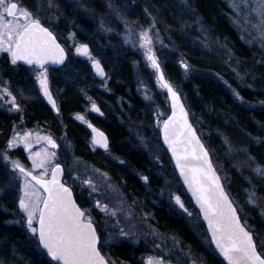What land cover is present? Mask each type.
Here are the masks:
<instances>
[{
  "label": "trees",
  "instance_id": "1",
  "mask_svg": "<svg viewBox=\"0 0 264 264\" xmlns=\"http://www.w3.org/2000/svg\"><path fill=\"white\" fill-rule=\"evenodd\" d=\"M19 3L36 11L37 4L43 0H19ZM38 15L69 50V57L64 66L52 68V83L58 95V118L41 98H24L27 124L51 125L58 134L63 132L76 157L108 173L139 210L150 212V221L156 228L176 235L182 246L205 258V246L195 238L189 225L164 204V199L161 202L158 198L166 177L174 175L175 170L172 163L171 170L167 166L171 160L154 122V117L162 121L166 114L153 113L138 92L133 66L136 58L125 46L117 50L108 46L107 56L99 57L108 81L102 90L99 86L104 80L98 79L89 60L75 54L70 46L86 42L97 55V46L106 42L102 35L95 33L97 28L109 26L118 34L117 37L111 35V41L121 44L117 23L122 19L135 21L139 26L154 23L165 45L159 53L164 74L182 96L191 121L209 149L242 220L252 225L260 246V240H264V220L256 209L243 207L246 199L243 190L249 189V185L238 172L240 163L230 154L231 147L230 151L227 147H242L248 157L264 166V62L259 64L257 57L262 58L264 53L241 39L232 23L228 4L223 0H51V6L43 8ZM214 40L223 47L219 49ZM205 41L207 45H203ZM185 63L189 65L187 70L183 67ZM0 75L8 76L16 88L35 87L29 68H11L2 60ZM235 92H239L243 100ZM89 96L100 105L103 116L86 109ZM77 114H85L107 132L108 151L94 146L90 130ZM19 117L20 114L13 116L0 109V188L4 186L1 153L8 148L14 119ZM140 129L146 131L144 135L147 136L153 132L154 138L162 144L167 158L161 156V164L133 136ZM15 155L26 163L21 154ZM142 176H147L148 181L141 179ZM64 179L73 188L80 206L85 210L90 208V196H81L73 181L68 176ZM175 179L179 181L177 176ZM181 188L189 207L196 209L182 185ZM257 188L262 190V187ZM13 204L0 195V264H55L40 249L36 236L30 238L24 227L14 223L11 218ZM94 221L103 244L99 222ZM139 244L119 240L103 244L101 251L110 260L135 263L144 246Z\"/></svg>",
  "mask_w": 264,
  "mask_h": 264
},
{
  "label": "snow or ice",
  "instance_id": "2",
  "mask_svg": "<svg viewBox=\"0 0 264 264\" xmlns=\"http://www.w3.org/2000/svg\"><path fill=\"white\" fill-rule=\"evenodd\" d=\"M50 6L51 0H43V3L37 4L36 11H31L22 6L19 0H0V51L10 54L12 64L22 60L43 69L36 77L40 90L58 112L56 101L49 90L47 69L44 66L49 61L63 63L65 52L38 15L39 11ZM232 7L237 12L243 8L245 10L244 21L256 28L260 36L264 38V0H240L239 3L233 0ZM253 13H255V24H252ZM233 19L237 23L240 22L236 17ZM153 28L154 23L147 28H142L137 33L136 39L139 46L145 49L151 66L159 73L161 86L170 93L172 114L162 121L164 143L167 144L175 158L180 175L191 190L207 221L211 241L228 264H264V240L261 241L258 251L253 232L241 222L237 208L225 192L220 177L216 175L208 149L200 142L196 130L189 123L188 112L181 103L178 92L165 79L161 65L153 51ZM128 36L131 39V30ZM76 51L90 56L87 44L80 45ZM92 60L97 71L103 75L100 62L95 58ZM183 67L187 70L189 65L185 63ZM234 94L243 100L239 92ZM2 97H11L12 107L17 110L20 108L16 96L12 94L7 83L0 85V98ZM5 103L9 101L5 99ZM93 108H96L95 104ZM96 111L99 109L96 108ZM79 118L83 119V117ZM93 131L97 133L94 143L107 150V138L98 129H93ZM29 136L31 133H25L23 136L17 134L8 141L7 147L11 148L23 143L26 148L30 149ZM43 139L53 149L59 147L51 136L43 137ZM141 142L144 143L143 139ZM29 158L32 161L31 168L25 167L18 160H11L7 152L3 154V159L9 161L13 172L19 173V177L14 176L13 178H22L23 195L19 198L18 206L24 214L23 218L26 220L28 229L34 235L38 234V245L46 249L47 254L53 260L62 261V264H114L101 253V246L107 241L102 244L90 212L82 210L76 204L71 188L61 182L60 177L64 174V169L61 164L54 163L56 153L45 149L32 152ZM74 164L82 165L84 162L79 157H75ZM49 168L52 170L51 179H45ZM33 169L43 171L39 175H34ZM69 169V174H71V165ZM85 171L87 172V166H85ZM98 171L93 169L94 173ZM255 171L264 176V169L256 168ZM99 174L103 177V183L107 184L113 193L120 197L123 196L119 187L109 182L111 178L106 173L100 172ZM75 179L80 180V177L77 176ZM141 179L148 181L147 176H142ZM80 183L90 189L89 195L99 192L101 187L91 176L80 180ZM254 196L255 193L249 196V201L252 203H255ZM175 200L185 212H188L179 196H175ZM124 203L125 201L120 198L117 201L118 206L110 207L107 202L94 198L95 207L111 217H115L118 212H125L127 216L131 215L130 209L126 210L123 207ZM34 221L38 222V228L34 226ZM120 235L127 236L128 233L121 228ZM173 242L177 243L175 238ZM147 264H168V262L163 256H150L147 258Z\"/></svg>",
  "mask_w": 264,
  "mask_h": 264
},
{
  "label": "rangeland",
  "instance_id": "3",
  "mask_svg": "<svg viewBox=\"0 0 264 264\" xmlns=\"http://www.w3.org/2000/svg\"><path fill=\"white\" fill-rule=\"evenodd\" d=\"M225 1L230 9V15L231 20L234 26L237 28L241 39L248 42L249 47L256 49V50H262L264 53V38L260 36V33L258 30L254 27H252L251 24H248L244 21V9L240 12H237L233 7V0H223ZM237 3L240 2V0H236ZM111 12V8H110ZM252 24L256 23V20L254 19L255 13L252 14ZM233 17H236L239 19V23L236 22V20L233 19ZM127 19H122L117 24L120 26L121 35L118 36V38L121 41V44H118L116 42L111 41V35H114L113 37H117L114 34L113 30L106 26L102 29L97 28L95 33H99V35H102L101 37L106 40V42L100 43L96 48L97 55L93 52L90 45L86 42H77V43H71V49L74 51L75 54H78L81 56L80 52H77L76 49L82 44H88L89 46V55H82V57H86L91 65L93 66V60L92 58H95L99 61V57L103 55L104 57L107 56L108 52V46H110L112 49H119L125 46L128 49V52L130 55H133L136 59L133 62V66L135 68L136 72V82H137V89L140 95L143 97L145 102L149 104L154 112H157L160 116H163L164 114H168L170 110V102L168 99V96L166 92L163 90V88L160 86V82L157 78V72L154 70V68L151 66L150 61L147 59V54L144 48H141L139 46V42L137 41V33L142 28H147L151 23H145L142 25H137L135 21H126ZM121 24V25H119ZM129 30L132 32V37L129 39L128 33ZM158 35V39H157ZM153 36V51L160 63L162 65L160 54L161 51L164 50L165 45L163 42V39L160 37L159 32L155 29V26L152 31ZM161 41L163 43H161ZM208 44L207 41L204 42L203 45ZM214 43L218 46V48H222L218 41L214 40ZM213 43V44H214ZM215 44L213 46H215ZM259 45H263L260 47ZM208 48V47H207ZM10 55L9 53L5 51H0L1 55ZM256 54V53H255ZM259 59V64H261V61L264 62V56ZM47 69V76L49 75V69ZM39 73L38 70H33L32 74L34 77H37V74ZM107 78L104 79L103 84L99 86V88L104 90V88L107 86ZM4 83H7L5 80L0 79V85H3ZM8 84V83H7ZM9 86V85H8ZM10 87V86H9ZM10 89V88H9ZM57 92V91H56ZM5 99L9 101V103H5ZM11 97H2L0 98V108H8L9 110H13V107L10 103ZM87 105L86 109L89 111L92 104L95 103V100L92 97L87 98ZM19 101L17 100V103ZM19 104V103H18ZM166 111V112H165ZM83 117L81 119L84 121L85 115L84 114H78L77 118ZM161 120H158L156 117H154V122L156 124ZM158 130L160 131V127L158 125ZM48 130L42 128V127H36L35 129H28L25 127H22V125H18L14 131V133H18L19 136H23L25 133L31 132V136L28 137V140L31 144V146L39 141H42V137L49 136ZM138 134L133 133V136L138 138L140 145L144 149H148L151 154H153V159L156 162H160V157H165L163 154V147L162 144L157 141L156 138L153 136V132H150L147 135H144L146 131H140L137 132ZM152 133V136H150ZM16 136L13 134L12 138ZM11 138V139H12ZM55 141L58 143L59 147L58 149H53L51 147H48L45 142L42 143L39 147H31L28 152H25L26 147L23 143L16 144L14 147L7 148L1 153V160L4 163V172L2 173L4 176V186L0 188V195L7 197L10 201L14 202V211L11 213V218L14 221L16 225H21L25 229L29 231L28 235L30 238L34 235L27 227L26 220L23 218L24 214L19 209L18 202L20 196L23 195V181L22 178H16L13 177H19L18 172H13V170L10 167L9 161H5L3 159V154L7 152L11 160H18L20 163L24 164L19 158L16 157V153H21L24 158L27 160V168H31L32 161L29 158L30 154L32 152H40L42 150H48V151H54L56 153V158L54 163H59L64 168L65 176H68L72 181L73 185L77 188V191L80 193L81 196L84 197V195L90 196V201L92 203V206L86 210L90 212L93 221L97 220L99 222V230L103 236V242L107 241L106 245H109L115 241L119 240H129L130 242L134 244L142 243L144 246L149 249V252L144 254L143 261L145 264H147V258L152 256H163L165 260L168 262L170 260L174 261H180L183 264H199L196 258L194 257V254L190 251L189 248H186L182 246L181 240L173 234L164 233L162 231H158L156 229V226L153 225V223L150 221V212L146 211L145 209L139 210V208L136 207V204L134 201L129 200L126 195L123 193V196L120 197L118 194L113 193L108 187L107 184L103 183V177L100 176V172L106 173L105 171H102L98 169L97 167L93 166L92 164L86 162L83 160L84 164L77 165L74 164V158L76 157L72 145L67 140L63 132L61 134H58L57 136H53ZM143 139L144 143L141 142ZM155 139V140H154ZM149 140V144H148ZM264 141V138L262 139ZM145 144H147V147H145ZM164 146V145H163ZM231 147V148H230ZM165 148V147H164ZM228 151H230V154L234 155V158H236L239 163L240 167L237 168L238 172L243 174V177L248 182L246 185H249L248 188H244V193L246 195L245 203L243 204V207L247 208L248 210L256 209L259 217H261L264 220V176L259 175L255 169L256 168H262L264 169V166L261 163L256 162L253 158L251 159L248 157V153L245 149L242 147L236 145H229ZM230 148V149H229ZM224 153L226 155L228 152L225 150ZM155 154V155H154ZM169 155V154H168ZM167 158V157H165ZM81 159V158H80ZM171 161L169 162L170 165H167L168 168L171 170ZM72 166L71 174H69V166ZM85 166H87V172L85 171ZM54 167V164H53ZM93 169L99 170L98 172H93ZM175 170V169H174ZM42 169H33V172H36L39 174ZM51 173V168H49L48 173L45 177H48ZM108 177L110 175L106 173ZM161 175V174H160ZM79 176L80 180L85 179L87 176H91L92 179L101 185L99 192L93 193L92 195H89L90 189L85 185L82 186L80 183V180H76L75 177ZM175 176L178 177L176 171L175 174L172 176L166 177L164 181V186L161 189V193L158 195L159 200L164 199L165 205L169 207L177 217H179L183 222L187 223L190 227V230L192 231L193 235L197 240L202 243L203 246H206L209 244V237L207 235V231L205 226L202 224V220L200 217V213L197 209H192L189 207L188 201L186 200V197L183 195V190L181 188L182 183L180 180H176ZM111 178V177H110ZM258 181V182H257ZM110 183L116 185L115 182L112 181V178L109 181ZM257 182V184H256ZM262 184V186H260ZM117 186V185H116ZM183 186V185H182ZM257 187H262V190H258ZM184 188V187H183ZM120 189V188H119ZM121 190V189H120ZM185 191V189H184ZM186 192V191H185ZM101 193H103V196H101ZM255 193L254 200L255 203H252L249 201V196ZM188 195V194H187ZM175 196H179L181 198V201L184 204V207L188 209V212H185L179 204H177L175 200ZM94 198L95 199H101L102 202H107L110 207L112 206H118L117 201L118 199L122 198L125 203L123 207L126 210L131 211V215L127 216L125 212H118L115 217L107 216L102 212L99 208L95 207L94 205ZM245 204V205H244ZM195 207V206H194ZM260 211V212H259ZM191 213V215H189ZM99 218H98V216ZM250 223V222H249ZM37 221H34V226H36ZM123 228L125 232L128 233L127 236L120 235V229ZM250 228H253L250 224ZM173 238L177 241V243L173 242ZM260 240V244H261Z\"/></svg>",
  "mask_w": 264,
  "mask_h": 264
},
{
  "label": "flooded vegetation",
  "instance_id": "4",
  "mask_svg": "<svg viewBox=\"0 0 264 264\" xmlns=\"http://www.w3.org/2000/svg\"><path fill=\"white\" fill-rule=\"evenodd\" d=\"M44 24V23H43ZM45 25V24H44ZM47 26V25H46ZM52 30V29H51ZM53 31V30H52ZM54 34H55V32H53ZM56 35V34H55ZM57 36V35H56ZM58 38V37H57ZM59 39V38H58ZM60 41V40H59ZM61 42V41H60ZM63 44V43H62ZM64 46V45H63ZM260 47H262L263 45H259ZM65 47V46H64ZM66 48V47H65ZM66 50H67V60H68V57H69V50L66 48ZM4 61L5 60V62L8 64V66L9 67H11V68H15V67H18V66H23V67H25V68H29V71H30V75H31V77H32V79H33V83H34V85H35V87H34V89H30V88H26V89H22V88H16L13 84H12V82H11V80H10V78L8 77V76H3V75H0V79L2 78V80H5L7 83H8V85L10 86L9 88H10V91L12 92V94L14 95V96H16V98H17V100L19 101L18 103H19V105H20V108L17 110V109H14L13 108V110H9L8 108H0V109H4L5 110V112L7 113V114H9V115H13V116H18L19 114H20V117H19V119H14L15 120V125H14V127H13V129H12V134H11V138H12V136H13V134L14 135H17L18 133L16 132V133H14V131H15V129H16V127L18 126V125H22V127H25V128H28V129H35L36 127H42V128H44V129H46V130H48L47 132H48V134H49V136H51L52 138H53V136H57L58 135V133L54 130V128H52V127H50V126H48V125H28L27 124V122H26V112H24L25 111V109H24V102H23V99L24 98H32V97H35V100H37V98L39 97V98H41L43 101H44V103L51 109V111L56 115V117L55 118H58V115H59V111L58 112H56L51 106H49V104L46 102V100H45V98H44V95H43V93H42V91L40 90V86H39V83H38V81H37V78L36 77H34L33 76V74H32V71L33 70H38L39 72L40 71H43V69H40V68H38V67H36V66H31V67H29V66H25V65H23V64H21V63H19V62H16L15 64H12V62H11V56L10 55H7V54H4V55H1L0 56V61ZM67 60H66V62H67ZM65 62V63H66ZM65 63L62 65V66H64L65 65ZM61 66V67H62ZM45 68H48L49 69V75L47 76L48 77V85H49V88H50V90H51V93H52V95H53V97L55 98V100H56V102H57V106H58V109H59V105H58V95H57V92L55 91V89H54V86H53V83H52V78H53V71H52V68H55V67H53L52 65H50V64H47V65H45L44 66ZM56 69V68H55ZM17 70V69H16ZM89 97H91V96H89ZM88 98V97H87ZM94 99V98H93ZM95 105H97L99 108H100V110L102 111V115H98V114H96L95 112H94V110H93V104H92V106H91V108H90V112H93L94 114H96V115H98V116H103L104 115V112H103V110L101 109V107H100V105L95 101V103H94ZM24 109V110H23ZM24 113V114H23ZM78 115V114H77ZM85 115V114H84ZM85 118H86V115H85ZM80 121H82L81 119H79ZM82 122H84L85 123V125L87 126V128L89 129V127H88V125H87V123L88 122H91V123H93V121H91L90 119H88V118H86L84 121H82ZM94 125H96L95 123H93ZM158 122H157V120H156V126L158 127ZM96 126H98V125H96ZM98 127H100V126H98ZM100 128H102V127H100ZM103 129V128H102ZM90 130V129H89ZM104 130V129H103ZM28 133H31V132H28ZM90 133H91V130H90ZM91 136H92V133H91ZM109 136V135H108ZM44 137V136H43ZM43 137H42V141H39V142H37V143H35V144H33L31 147L33 148H35V147H39V146H41L42 145V143L43 142H45L46 144H47V146L48 147H50V145L47 143V141L46 140H44L43 139ZM46 137V136H45ZM11 138H10V140H11ZM54 139V138H53ZM110 139V138H109ZM55 140V139H54ZM52 148V147H51ZM58 149V148H57ZM29 151V148H26L25 149V152H28ZM19 154H21V153H19ZM21 156H22V158H24V156L21 154ZM17 158H19L18 156H16ZM19 160H21L22 161V159L21 158H19ZM24 160H25V162L26 163H24V164H22V165H24L25 167H28V163H27V160L24 158ZM23 162V161H22ZM35 175H39V174H37L36 172H33ZM111 177V176H110ZM183 209V208H182ZM85 210V209H84ZM184 210V209H183ZM94 222H96V221H94ZM96 224V223H95ZM36 226H37V224H36ZM97 226V225H96ZM247 226L249 227V229L252 231V228H250V225H248L247 224ZM98 227V226H97ZM158 231H160L158 228H156ZM26 230H27V228H26ZM28 231V230H27ZM98 231V230H97ZM100 231V230H99ZM29 232V231H28ZM253 232V231H252ZM99 234V233H98ZM208 235V234H207ZM253 235H254V239H255V241H256V244H257V248H258V250H260V246L258 245V241L256 240V236H255V233L253 232ZM208 237H209V235H208ZM136 246L137 245H140V244H135ZM142 246V245H141ZM101 250V249H100ZM204 254H205V258H201V257H199L198 255H196V254H194V257L196 258V260L198 261V263L199 264H226L225 262H224V260L221 258V256L218 254V252L214 249V247H213V245H212V243H211V241H210V238H209V244H207L205 247H204ZM102 252V251H101ZM149 252V249H147V247L146 246H143V249L140 251V253H139V255H138V260L137 261H135V263H132L131 261H127V260H119V261H113V260H111V261H113L114 262V264H145L144 263V261H143V256H144V254H146V253H148ZM103 253V252H102ZM104 254V253H103ZM104 256L106 257V258H108L105 254H104ZM168 264H183L182 262H180V261H174V260H170V261H168Z\"/></svg>",
  "mask_w": 264,
  "mask_h": 264
},
{
  "label": "water",
  "instance_id": "5",
  "mask_svg": "<svg viewBox=\"0 0 264 264\" xmlns=\"http://www.w3.org/2000/svg\"><path fill=\"white\" fill-rule=\"evenodd\" d=\"M44 26H45V25H44ZM45 27H47V26H45ZM47 28H48V27H47ZM48 29H49V31H51V32L53 33V31H52L50 28H48ZM53 35H54L55 38H56V42L60 45L61 48L64 49V52H65V59H64L63 63H52L51 61H49V62L46 63L45 65L50 64V65H52V66H54V67H60V66H62V65L66 62V60H67V55H68V54H67V51H66L65 47H64V46L61 44V42L58 40L57 36H56L54 33H53ZM88 49H89V46H88ZM81 54H82V53H81ZM82 55H84V54H82ZM17 62H19V63H21V64H23V65H25V66H36V65H30V64H27L25 61H22V60H21V61H17ZM99 62H100V61H99ZM100 65H101V67H102V69H103V75H101V74L97 71V69L95 68L94 65H93V71H94V74L96 75V77H97L98 79H103V78L106 77V71H105V68H104V66H103V64H102L101 62H100ZM36 67H38V66H36ZM38 68H39V67H38ZM154 70H155V69H154ZM161 70L163 71L162 67H161ZM155 71H156V70H155ZM156 72H157V71H156ZM163 73H164V72H163ZM164 75H165V74H164ZM158 77H159V73L157 72V78H158ZM165 79H166V77H165ZM158 80H159V78H158ZM159 82H160V80H159ZM168 82H169V81H168ZM169 83H170V82H169ZM170 84H171V83H170ZM160 86H161V82H160ZM171 86L174 88V86H173L172 84H171ZM161 87H162V86H161ZM162 88H163V87H162ZM174 89H175V88H174ZM49 90H50V88H49ZM163 90L166 92V94H167V96H168V99H169V102H170V112H169V114H168V115L166 116V118H165V119H167V118H168L169 116H171V114H172V102H171L170 93H168L167 90L164 89V88H163ZM175 90H176V89H175ZM176 91H177V90H176ZM50 92H51V90H50ZM177 92H178V94H179V96H180L181 103L184 105L186 111L188 112V120H189V123H191L192 126H193V128L196 130V134H197V136L199 137L200 142L204 145V147H205L206 149H208L207 146L205 145L204 141H203L202 138L200 137V135H199V133H198V131H197L195 125H194V124L192 123V121H191V118H190V115H189V111H188V109H187V107H186V105H185L184 100L182 99V97H181L179 91H177ZM42 93H43V92H42ZM43 95H44V94H43ZM52 96H53V95H52ZM44 98H45L46 102L49 104V106H51V107L53 108L52 104L48 101V98H47L46 96H44ZM53 99L55 100L54 97H53ZM55 101H56V100H55ZM56 105H57V102H56ZM95 106H96V108L99 109V111H96V108H93L94 112H95L96 114H98V115H102L103 113H102V111L100 110V108H99L97 105H95ZM57 108H58V106H57ZM53 109L57 112L56 108H53ZM165 119H164V120H165ZM87 125H88L89 129L91 130L93 142H94V138L97 136V133L94 132L93 129H98L99 132H102V133L104 134V136L107 138L108 149H109L110 139H109V136H108L107 132H106L105 130H103L102 128H100V127L94 125V124L91 123V122H88ZM160 135H161V139H162L163 145L165 146V148L167 149V151H168V153H169V156H170V158H171L172 164H173V166H174V168H175V170H176V172H177V175H178V177H179V179H180V182L182 183V185H183V187H184L186 193H187V194L189 195V197L191 198V200H192L194 206H195V207L197 208V210L199 211V213H200V217H201V220H202L203 224H204L205 227H206L207 233H208L209 238H210V241H211V232H210L209 229H208L207 221L204 219V217H203V213L201 212V210H200V208H199V205L196 203L195 197L192 195L191 190L189 189L188 185L184 182L183 177L180 175V170H179V168L176 166L175 158L173 157V155H172L170 149L168 148L167 144L164 143V140H163L162 125H161V128H160ZM56 143H57V142H56ZM94 144H95L98 148L105 150V149H104L103 147H101L99 144H96V143H94ZM49 145H50V144H49ZM57 145H58V143H57ZM50 147H51V145H50ZM55 149H57V148H55ZM108 149H107V150H108ZM208 151H209V149H208ZM209 157H210V159H211V161H212V165H213V168L215 169L216 175L220 177V182H221V184L223 185L225 192L229 195V193H228V191L226 190V187H225V185H224V183H223V180H222V178H221V175L219 174L218 170L216 169V167H215V165H214V163H213V160H212V157H211L210 151H209ZM61 166H62V165H61ZM62 168H63V166H62ZM63 169H64V168H63ZM51 173H52V170H51ZM51 173H50V175H49L48 177H45V179H51ZM33 174H34V173H33ZM34 175H35V174H34ZM63 178H64V174L60 177L61 182L64 183L65 186L71 188L69 185H67V184L63 181ZM71 191H72V197H73V199L75 200L76 204L82 209V207H81V206L78 204V202L76 201V198H75V195H74V192H73V189H72V188H71ZM229 198L232 200V198H231L230 195H229ZM232 202H233V200H232ZM233 205L236 207V205H235L234 202H233ZM236 208H237V207H236ZM82 210H83V209H82ZM237 212H238V209H237ZM238 215L240 216L239 212H238ZM240 219H241V217H240ZM241 222L244 223V222L242 221V219H241ZM38 227H39V224H38V222H37V228H38ZM253 237H254V236H253ZM37 239H38V234H37ZM254 240H255V239H254ZM211 243H212L214 249L218 252V254L221 256V258L224 260V262H225L226 264H228L227 260H225V258L220 254L219 250L216 249L215 244H214L212 241H211ZM40 247H41L42 250L47 254V250H46V249H43L42 246H40ZM257 250H258V248H257ZM258 251H259V250H258ZM101 253H102V252H101ZM47 255H48V254H47ZM102 255H104V254L102 253ZM48 256H49V255H48ZM49 258H50L54 263H56V264H62V261H55V260H53L50 256H49Z\"/></svg>",
  "mask_w": 264,
  "mask_h": 264
},
{
  "label": "bare ground",
  "instance_id": "6",
  "mask_svg": "<svg viewBox=\"0 0 264 264\" xmlns=\"http://www.w3.org/2000/svg\"><path fill=\"white\" fill-rule=\"evenodd\" d=\"M54 32V31H53Z\"/></svg>",
  "mask_w": 264,
  "mask_h": 264
}]
</instances>
